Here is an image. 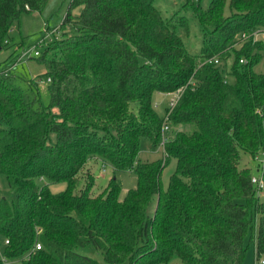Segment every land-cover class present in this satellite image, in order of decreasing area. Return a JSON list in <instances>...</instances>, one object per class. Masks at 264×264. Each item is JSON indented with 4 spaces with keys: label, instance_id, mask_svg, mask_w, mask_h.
I'll use <instances>...</instances> for the list:
<instances>
[{
    "label": "trees",
    "instance_id": "1",
    "mask_svg": "<svg viewBox=\"0 0 264 264\" xmlns=\"http://www.w3.org/2000/svg\"><path fill=\"white\" fill-rule=\"evenodd\" d=\"M48 1L0 0V47L23 14ZM187 2L202 26L200 55L178 34L187 21L164 18L153 0H71L60 39L39 56L50 70L48 107L38 81L24 90L14 65H0V175L12 193L11 201L0 197L7 259L100 264L79 252L91 245L107 264H170L176 256L182 264H243L250 231L256 257L264 256V201L240 167L242 153L264 154V75L254 70L264 43L235 47L242 33L264 30V0H212L206 10ZM215 56L221 65L202 64ZM179 90L169 124L195 129L172 133L164 163L138 162L142 140L156 147L164 135L154 94ZM91 158L135 171L136 188L121 199L113 178L95 196L91 179L76 192ZM171 159L176 172L165 190ZM60 184L66 189L54 192Z\"/></svg>",
    "mask_w": 264,
    "mask_h": 264
},
{
    "label": "rangeland",
    "instance_id": "2",
    "mask_svg": "<svg viewBox=\"0 0 264 264\" xmlns=\"http://www.w3.org/2000/svg\"><path fill=\"white\" fill-rule=\"evenodd\" d=\"M188 0H153L154 6L160 11L162 16L170 19L172 22H180L181 18L187 21L188 28L178 27V34L181 36L187 51L192 55H200L203 33L202 26L196 18L191 4ZM212 0H200L202 9L206 10ZM71 0H49L41 12L23 14L20 22L14 23L10 30L5 44L0 49V65L8 62L14 65V73L19 78L16 82L20 84L24 90H29L27 81L30 79L39 82L42 102L45 107L50 104V94L48 90L47 74L50 72L46 64L39 62V57L34 56L35 51L44 53L46 49L52 45L56 39H60V26L67 14ZM199 2V1H198ZM81 13V8L72 11L74 16ZM224 17H231V11L228 4L225 7ZM242 45L239 43L237 49ZM264 56V52H263ZM231 64V62L229 61ZM228 67V66H227ZM255 72L264 75V58L255 67ZM227 81L230 84L235 83V78L227 76ZM174 97L167 94H154L153 102L155 110L165 119ZM137 108V105H134ZM170 126L169 132L165 134L166 138H170L176 130H183L187 133L193 132L194 126L177 127L174 129ZM164 150L153 144L149 139H143L141 143V153L138 157V162H152L162 160L164 163ZM177 163L171 159L168 166L162 172V186L166 190L168 188L171 177L176 172ZM240 167H247L251 171L252 177L260 176L259 168L264 167V154L259 152L255 158L248 154L242 153V161ZM116 178L122 188L120 198L123 199L126 194L135 189L137 186V176L135 171L131 172H116L113 166L102 159L91 158L87 161L78 177L76 192H80L88 186V183L93 182L92 193L97 196L103 193L109 186L111 180ZM45 182V181H44ZM66 189L65 184L54 185V192H61ZM0 197L11 201L12 193L6 176L0 175ZM264 196L261 195L260 200L263 201ZM252 233L248 234L246 239V257L243 264H254L256 259L255 245L251 241ZM5 239L0 236V259H5V264H20L18 260H9L5 257ZM83 255L89 256L97 260L100 264H107L102 253L97 251L93 246L89 245L79 250ZM170 264H182L181 260L176 256Z\"/></svg>",
    "mask_w": 264,
    "mask_h": 264
},
{
    "label": "built area",
    "instance_id": "3",
    "mask_svg": "<svg viewBox=\"0 0 264 264\" xmlns=\"http://www.w3.org/2000/svg\"><path fill=\"white\" fill-rule=\"evenodd\" d=\"M250 41H253L254 43L256 42H262L264 43V30H255L253 31L252 33H242L239 37H238V42L235 44V47L237 48V45L240 43L241 45H243L244 43H248ZM41 55L40 51H35L34 52V56L35 57H39ZM241 63H247V60L246 59H242L240 61ZM215 64V65H221L222 64V61L220 60V58L218 56H215L211 59H208L206 61H204L202 64ZM47 82L48 83H51V79H47ZM39 83V82H38ZM183 92L184 90H179L178 92L174 93V94H170V95H173V99H172V102H171V105H170V108L167 112V115L164 119V126H163V137H162V140L160 142L161 144V147L163 148L164 150V157L167 158V153H166V150H165V145L166 143L168 142V138H166L165 134L167 132H169L170 130V126H169V120H170V115L172 113V111L174 110V108L176 107L178 101L180 100V98L182 97L183 95ZM258 172L260 173V176L258 177H252V183L253 185L255 186L256 188V191H257V194L259 196V198H261V195L264 196V174H263V168H259ZM264 201V199H263ZM5 245H9V241L6 240L5 241ZM36 249L37 250H41L42 249V245L41 244H37L36 246ZM3 263L5 264L6 263V260L5 259H2ZM254 264H264V256L262 257H256L255 259V263Z\"/></svg>",
    "mask_w": 264,
    "mask_h": 264
},
{
    "label": "crops",
    "instance_id": "4",
    "mask_svg": "<svg viewBox=\"0 0 264 264\" xmlns=\"http://www.w3.org/2000/svg\"><path fill=\"white\" fill-rule=\"evenodd\" d=\"M168 95H170V94H168ZM171 96H173V95H171ZM96 159H99V158H96Z\"/></svg>",
    "mask_w": 264,
    "mask_h": 264
},
{
    "label": "water",
    "instance_id": "5",
    "mask_svg": "<svg viewBox=\"0 0 264 264\" xmlns=\"http://www.w3.org/2000/svg\"><path fill=\"white\" fill-rule=\"evenodd\" d=\"M0 49H1V47H0Z\"/></svg>",
    "mask_w": 264,
    "mask_h": 264
}]
</instances>
